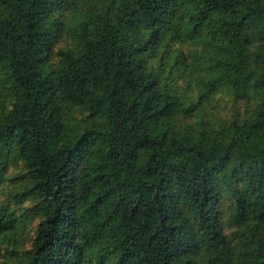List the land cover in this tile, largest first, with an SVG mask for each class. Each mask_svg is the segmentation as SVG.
Here are the masks:
<instances>
[{
  "label": "trees",
  "instance_id": "obj_1",
  "mask_svg": "<svg viewBox=\"0 0 264 264\" xmlns=\"http://www.w3.org/2000/svg\"><path fill=\"white\" fill-rule=\"evenodd\" d=\"M0 96V264H264V0H0Z\"/></svg>",
  "mask_w": 264,
  "mask_h": 264
},
{
  "label": "rangeland",
  "instance_id": "obj_2",
  "mask_svg": "<svg viewBox=\"0 0 264 264\" xmlns=\"http://www.w3.org/2000/svg\"><path fill=\"white\" fill-rule=\"evenodd\" d=\"M94 4H98V3H94ZM92 9H93V4L86 3L82 7L73 8L71 12H68L67 15H68V21H69L70 27L73 28L75 25H77V23L88 21L89 17L91 16V14L89 13L92 11ZM69 41H71L70 36H69ZM207 42H208L207 40L201 41V42H194L192 44H187V43L180 44L178 42H173L172 43L173 51L175 48H179L183 50V52L187 54L188 60H191L192 62H195L196 64L197 59H200L203 61V58H200V57L204 49V46ZM61 46L63 45L61 44ZM167 55L168 54H165L164 56L169 61L167 64L171 66L173 64L172 58L174 57V53L170 50L169 55L171 56V58L167 57ZM215 96H216L215 97L216 100L214 101L213 105H215L216 108H212V110L214 111L211 112L210 115H208L205 119H203L204 123H209L210 125L216 123L215 121L217 119H222V118L227 119L226 115L228 116L229 113L231 112V106H233V101H234L233 96L229 93L227 89L223 90L218 95L215 94ZM1 98L2 96H0V99ZM237 103L239 105H246L244 102H237ZM21 172H23V168L18 165L12 166L9 170V174H11V178L13 179H16L17 176ZM17 182H18L17 179L15 181H9L8 187H12L11 183H17ZM21 186L23 188L25 185L23 184ZM13 208H15L17 215L19 216V218H21L20 226L17 229L19 230V232L16 234H11L7 236L5 240H2L0 242V248L3 250V252H5L6 249L7 251H10L8 250L9 248L11 249V244L9 240L14 239V237L16 236L18 237V241H20L21 247L29 246L31 236L33 234V230L36 225L35 215L32 210L31 203L27 202L24 205V209L29 210L25 215L23 213V209H20L21 207L19 205L14 206Z\"/></svg>",
  "mask_w": 264,
  "mask_h": 264
}]
</instances>
